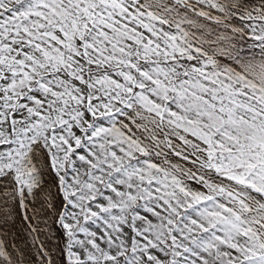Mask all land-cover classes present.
Wrapping results in <instances>:
<instances>
[{"label":"snow or ice","instance_id":"1","mask_svg":"<svg viewBox=\"0 0 264 264\" xmlns=\"http://www.w3.org/2000/svg\"><path fill=\"white\" fill-rule=\"evenodd\" d=\"M0 264H264V0H0Z\"/></svg>","mask_w":264,"mask_h":264}]
</instances>
